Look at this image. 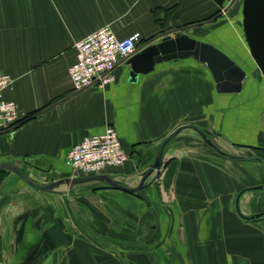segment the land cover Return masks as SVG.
Returning <instances> with one entry per match:
<instances>
[{
	"label": "crops",
	"instance_id": "0c3cea01",
	"mask_svg": "<svg viewBox=\"0 0 264 264\" xmlns=\"http://www.w3.org/2000/svg\"><path fill=\"white\" fill-rule=\"evenodd\" d=\"M242 2L0 0V74L12 79L3 99L20 120L31 116L0 133V166L39 185L83 178L67 153L107 126L127 161L100 175L130 189L184 125L210 132L229 156L264 159V76L244 37ZM103 26L119 39L140 33L138 52L176 33L212 46L244 72L240 90L218 91L190 55L134 78L121 61L105 86L75 92L73 46ZM160 159L133 193L104 181L42 192L0 168V264H264V164L226 159L190 128Z\"/></svg>",
	"mask_w": 264,
	"mask_h": 264
},
{
	"label": "water",
	"instance_id": "95a60500",
	"mask_svg": "<svg viewBox=\"0 0 264 264\" xmlns=\"http://www.w3.org/2000/svg\"><path fill=\"white\" fill-rule=\"evenodd\" d=\"M218 6L222 7V0H214ZM242 17H243V33L250 54L255 64L264 76V0H243L242 2ZM192 55L195 59L205 63L216 81V88L218 91L238 92L241 87V81L244 78V72L236 66L226 55L222 54L214 47L199 43L194 39L187 37L184 34L176 33L173 38L164 37L159 43L145 47L140 52L135 53L126 61L130 66V76L136 77L139 74H147L151 72L156 63L166 61L176 57H184ZM190 128L196 131L202 140L218 155L235 161H251L256 160L264 164V159L256 158H237L229 156L221 152L209 140L210 132L199 130V128L192 125L181 126L172 131L160 144L156 153L155 159L146 172L137 188L130 189L121 186L105 175H96L83 178L64 179L52 181L46 185H39L34 183L19 169L2 164L0 168H6L14 172L26 185L36 190L47 192L61 184H80L89 181H104L112 188L117 190L133 193L138 191L145 179L154 171L160 169L162 152L166 144L182 129Z\"/></svg>",
	"mask_w": 264,
	"mask_h": 264
},
{
	"label": "built area",
	"instance_id": "2783aa9c",
	"mask_svg": "<svg viewBox=\"0 0 264 264\" xmlns=\"http://www.w3.org/2000/svg\"><path fill=\"white\" fill-rule=\"evenodd\" d=\"M141 42L140 33L119 39L109 26L100 27L75 42V61L68 69L72 89L76 92L94 85L105 86L112 80L118 63L137 53ZM11 85L12 79L0 74V133L11 130L20 120L16 104L3 99V92ZM117 134L112 126H107L99 135L83 137L70 148L65 163L75 175L84 177L123 166L127 154Z\"/></svg>",
	"mask_w": 264,
	"mask_h": 264
},
{
	"label": "trees",
	"instance_id": "16d2710c",
	"mask_svg": "<svg viewBox=\"0 0 264 264\" xmlns=\"http://www.w3.org/2000/svg\"><path fill=\"white\" fill-rule=\"evenodd\" d=\"M30 117H31V116H26V117H24L23 119L19 120L17 125L26 122L27 120H29ZM17 125H16V126H17Z\"/></svg>",
	"mask_w": 264,
	"mask_h": 264
}]
</instances>
